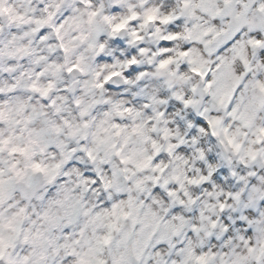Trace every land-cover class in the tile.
Returning <instances> with one entry per match:
<instances>
[{"label": "clouds", "instance_id": "clouds-1", "mask_svg": "<svg viewBox=\"0 0 264 264\" xmlns=\"http://www.w3.org/2000/svg\"><path fill=\"white\" fill-rule=\"evenodd\" d=\"M0 264H264V0H0Z\"/></svg>", "mask_w": 264, "mask_h": 264}]
</instances>
